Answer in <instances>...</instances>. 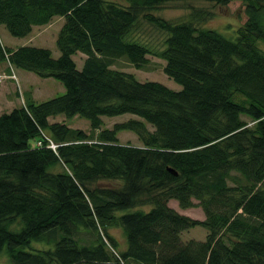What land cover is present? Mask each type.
<instances>
[{
	"label": "trees",
	"instance_id": "trees-1",
	"mask_svg": "<svg viewBox=\"0 0 264 264\" xmlns=\"http://www.w3.org/2000/svg\"><path fill=\"white\" fill-rule=\"evenodd\" d=\"M121 1L0 0V26L16 38L65 21L58 58L0 41V64L65 88L44 102L26 92L0 114V253L11 264H264V0H243L247 21L234 41L194 24L210 14L184 23L146 14L167 34L160 51L132 33L142 12L179 0ZM149 56L181 90L113 68L125 60L143 70ZM127 114L138 119L104 128V117ZM60 115L88 120L91 132L50 121ZM120 132L142 146L122 144ZM106 180L121 186H95ZM171 201L201 207L206 219ZM196 227L206 240L184 241Z\"/></svg>",
	"mask_w": 264,
	"mask_h": 264
},
{
	"label": "rangeland",
	"instance_id": "rangeland-1",
	"mask_svg": "<svg viewBox=\"0 0 264 264\" xmlns=\"http://www.w3.org/2000/svg\"><path fill=\"white\" fill-rule=\"evenodd\" d=\"M117 1L122 2L121 0ZM195 12L210 14V16H205L206 18L203 21H194L196 26L208 30H215L233 41L237 39L238 28L247 21L243 0H233L228 5H218L205 0H179L167 3L154 11L142 12L134 28L132 37L133 39L146 44L153 51H160L164 47V41L167 34L149 24L144 16L146 14H152L172 23H184L190 22L191 15ZM64 22L63 18H56L47 26L36 27L32 34L26 38L13 37L4 26H0V41L5 46L14 49L27 45L50 49L52 50L54 57L58 58L60 56V52L57 48L56 40ZM258 46L260 49L264 50L263 42H259ZM74 59L78 66L82 68L85 56L78 54L74 57ZM149 61V65L143 70H137L125 60L117 62L113 68L135 75L140 82L154 81L159 82L172 90L178 91L182 89L180 85L175 83L164 73L163 68L165 61L153 56H149ZM1 66L2 65H0V67ZM14 69L15 74L19 75V78L22 79L21 81L24 85L25 81H23L24 79L21 76L22 73H25L30 77H34L26 79V82L28 88L33 90L35 93V97L38 102H44L65 93L64 86L55 79H42L31 72L18 70L17 68ZM1 76L4 75L0 73V114H3L11 112L18 106H22L24 104L25 94L22 90L23 87L21 84L19 85L17 82L9 83L5 76L4 79H1ZM18 91L19 94H17ZM234 100L239 102L242 100V97L240 95H236ZM130 119L138 118L130 114L113 118L104 117V128L112 129L116 123H122ZM244 119L249 121L247 117ZM54 121H62L73 129H81L88 133L91 132L90 122L80 117L66 120L64 116L60 115L57 118H54ZM148 128L153 131L151 126H148ZM118 137L122 144L142 146V143L136 134L132 132H120ZM31 143L32 145H35L36 140L31 141ZM95 186L101 188H119L121 186V182L108 180L99 181ZM195 203L198 204L197 201H195ZM170 206L180 214L188 216L192 219L200 221H204L206 219V215L201 207L184 210L179 207L177 201H171ZM110 233L118 240L120 247L126 249L125 247L127 246V243L122 230L120 228L113 227L110 229ZM207 234L208 231L205 228L196 227L185 231L182 238L184 241L193 239L197 241H205ZM32 245L39 249L44 248L43 245L38 243H34ZM32 245L31 247H33ZM0 264H11L6 251L0 253Z\"/></svg>",
	"mask_w": 264,
	"mask_h": 264
},
{
	"label": "crops",
	"instance_id": "crops-1",
	"mask_svg": "<svg viewBox=\"0 0 264 264\" xmlns=\"http://www.w3.org/2000/svg\"><path fill=\"white\" fill-rule=\"evenodd\" d=\"M36 28V27H35ZM34 28V29H35ZM29 37V36H28ZM28 46V45H27ZM22 47V46H21ZM52 51V50H51ZM53 53V52H52ZM54 56V55H53ZM0 65H2L1 67H0V73H2L3 75H10L11 73H9L8 71L10 70L11 72H13L14 73V75H15V77H16V79L15 80H12V79H6L9 83H13V82H17L19 85L21 84L22 85V87H23V92L24 93H26V92H30V93H32L33 94V96H34V99L37 101V99H36V97H35V93L33 92V90H30L29 88H28V85H27V82H26V79H28V78H34V77H30V76H28V75H26L25 73H22L21 74V76H22V78L24 79L23 81H25V85L22 83V79L21 78H19V75H17V74H15V69H12L11 67H10V65L9 64H7V63H2V64H0ZM5 70V71H4ZM18 70H20V69H18ZM19 72H21V71H19ZM25 74V75H24ZM34 80H36V79H34ZM28 88V89H27ZM22 92V91H21ZM50 121L51 122H54V119H50Z\"/></svg>",
	"mask_w": 264,
	"mask_h": 264
},
{
	"label": "built area",
	"instance_id": "built-area-1",
	"mask_svg": "<svg viewBox=\"0 0 264 264\" xmlns=\"http://www.w3.org/2000/svg\"><path fill=\"white\" fill-rule=\"evenodd\" d=\"M50 147H51L53 150H55V149L57 148V146L54 145L53 143H51Z\"/></svg>",
	"mask_w": 264,
	"mask_h": 264
},
{
	"label": "bare ground",
	"instance_id": "bare-ground-1",
	"mask_svg": "<svg viewBox=\"0 0 264 264\" xmlns=\"http://www.w3.org/2000/svg\"><path fill=\"white\" fill-rule=\"evenodd\" d=\"M5 76V75H4ZM4 76H1V79H4L5 77Z\"/></svg>",
	"mask_w": 264,
	"mask_h": 264
},
{
	"label": "water",
	"instance_id": "water-1",
	"mask_svg": "<svg viewBox=\"0 0 264 264\" xmlns=\"http://www.w3.org/2000/svg\"><path fill=\"white\" fill-rule=\"evenodd\" d=\"M173 172V171H172Z\"/></svg>",
	"mask_w": 264,
	"mask_h": 264
}]
</instances>
